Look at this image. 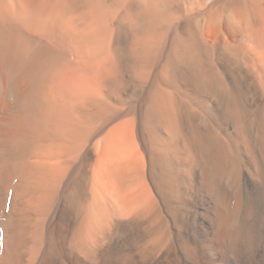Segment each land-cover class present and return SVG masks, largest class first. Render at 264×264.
Instances as JSON below:
<instances>
[{"label": "bare ground", "instance_id": "obj_1", "mask_svg": "<svg viewBox=\"0 0 264 264\" xmlns=\"http://www.w3.org/2000/svg\"><path fill=\"white\" fill-rule=\"evenodd\" d=\"M0 264H264V0H0Z\"/></svg>", "mask_w": 264, "mask_h": 264}]
</instances>
